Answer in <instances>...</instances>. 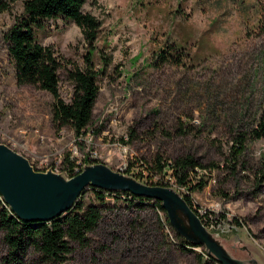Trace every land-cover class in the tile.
<instances>
[{"label": "rangeland", "instance_id": "1", "mask_svg": "<svg viewBox=\"0 0 264 264\" xmlns=\"http://www.w3.org/2000/svg\"><path fill=\"white\" fill-rule=\"evenodd\" d=\"M1 1L0 144L39 172L67 177L68 163L81 167L84 158L146 185H167L211 217L206 229L227 252L264 264V139L248 136L264 118V33L257 29L263 0H86L82 11L99 24L91 47L72 21L43 20L34 34L60 62L64 102L71 66L81 68L91 48L95 68L106 62L90 124L78 138L52 126L47 93L15 84L2 33L21 5ZM166 46L171 62H160ZM237 135L246 139L231 171ZM180 157L209 168L188 173L192 184L205 182L200 191L189 193L169 177L167 164ZM75 202L100 207L101 218L86 247L71 244L61 264H199L201 248H180L158 210L129 208L107 194L99 201L89 189ZM8 262L0 231V264H15ZM18 264L45 263L27 249Z\"/></svg>", "mask_w": 264, "mask_h": 264}, {"label": "trees", "instance_id": "2", "mask_svg": "<svg viewBox=\"0 0 264 264\" xmlns=\"http://www.w3.org/2000/svg\"><path fill=\"white\" fill-rule=\"evenodd\" d=\"M12 1V0H9ZM21 13L14 17L10 26L2 33V39L5 43L7 55L12 63L14 71V82L16 85H30L39 91L47 93L51 99V124L56 130L63 127L70 129L73 135L78 138L89 126L92 116L93 106L98 95L97 77L104 71L106 62H102V68H95L90 58L91 50L83 56V66H71L66 77L71 84L72 91L68 102H64L58 92L57 70L60 68V62L49 46L41 45L34 34V28L42 26V21L46 19L60 17L70 20L79 27L82 38L86 44L91 47L95 40L99 24L97 20L87 12L82 11V5L86 0H19ZM7 4L0 0V11L6 10ZM257 29L264 33V0L259 4V20ZM171 47H165L158 52L160 62H171L168 53ZM183 133V132H182ZM251 139H264V118L260 123L249 131ZM245 136L237 135L233 144L230 146V170L234 169L236 158L244 150ZM83 164H92L87 159H82ZM156 170L161 172L164 164H156ZM166 165V164H165ZM73 165L68 163L66 175L69 174ZM169 177L174 181L178 188H185L189 193L200 191L205 182L199 179L192 184L188 179V173L197 168L198 170L209 169L190 158L180 157L167 164ZM211 169L216 166L211 165ZM126 175V172H125ZM135 180L137 178L133 177ZM168 187L163 184H153ZM94 192L96 198L101 201L103 195L107 194L115 198H121L137 210H143L149 206L162 213L164 224L169 225L160 204L154 200L135 197L128 193L104 192L95 189H89ZM83 193V192H82ZM185 204L198 217L200 223L206 228L208 225L205 219L211 221V217L202 216L197 213L192 205L188 195H181ZM135 203V204H133ZM149 203H151L149 205ZM63 217L47 223H24L15 218L7 207L0 200V231L2 241L7 248L8 263L18 264L27 249H31L38 260L45 264H61L71 251L70 245L84 248L87 245V235L92 233L101 218L100 207L95 205L83 206L75 202L71 208L62 214ZM61 215V216H62ZM218 223L220 222L217 220ZM178 241L180 248H194L193 246L177 235L173 234ZM201 248V247H200ZM198 258L199 264L205 260L213 263L211 259L205 256L203 249Z\"/></svg>", "mask_w": 264, "mask_h": 264}, {"label": "water", "instance_id": "3", "mask_svg": "<svg viewBox=\"0 0 264 264\" xmlns=\"http://www.w3.org/2000/svg\"><path fill=\"white\" fill-rule=\"evenodd\" d=\"M86 189L154 200L160 204L174 234L201 247L205 256L215 263L257 264L252 258L238 259L227 252L170 187L140 183L101 163L83 164L70 177L50 170L39 172L23 156L0 144V200L18 220L30 224L50 222L67 212Z\"/></svg>", "mask_w": 264, "mask_h": 264}, {"label": "built area", "instance_id": "4", "mask_svg": "<svg viewBox=\"0 0 264 264\" xmlns=\"http://www.w3.org/2000/svg\"><path fill=\"white\" fill-rule=\"evenodd\" d=\"M79 170H80V167L79 166H73L72 168H71V171H70V175L71 176H73V175H75V174H77L78 172H79ZM67 177H68V175H66ZM197 213L199 214V215H202V214H200L198 211H197ZM208 218H210L209 216H208ZM210 221V220H209Z\"/></svg>", "mask_w": 264, "mask_h": 264}]
</instances>
